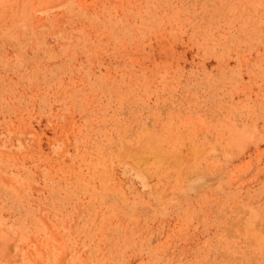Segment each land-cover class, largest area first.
<instances>
[{
	"label": "rangeland",
	"instance_id": "obj_1",
	"mask_svg": "<svg viewBox=\"0 0 264 264\" xmlns=\"http://www.w3.org/2000/svg\"><path fill=\"white\" fill-rule=\"evenodd\" d=\"M0 264H264V0H0Z\"/></svg>",
	"mask_w": 264,
	"mask_h": 264
}]
</instances>
